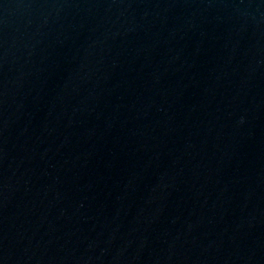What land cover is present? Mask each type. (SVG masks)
Listing matches in <instances>:
<instances>
[{
  "label": "water",
  "instance_id": "water-1",
  "mask_svg": "<svg viewBox=\"0 0 264 264\" xmlns=\"http://www.w3.org/2000/svg\"><path fill=\"white\" fill-rule=\"evenodd\" d=\"M0 264H264V0H0Z\"/></svg>",
  "mask_w": 264,
  "mask_h": 264
}]
</instances>
